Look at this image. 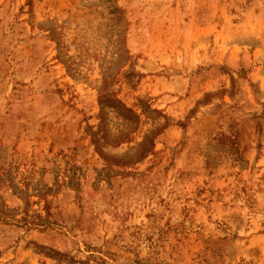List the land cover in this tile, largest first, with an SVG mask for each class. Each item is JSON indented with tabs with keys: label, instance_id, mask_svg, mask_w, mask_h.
I'll return each mask as SVG.
<instances>
[{
	"label": "rangeland",
	"instance_id": "1",
	"mask_svg": "<svg viewBox=\"0 0 264 264\" xmlns=\"http://www.w3.org/2000/svg\"><path fill=\"white\" fill-rule=\"evenodd\" d=\"M0 264H264V0H0Z\"/></svg>",
	"mask_w": 264,
	"mask_h": 264
}]
</instances>
